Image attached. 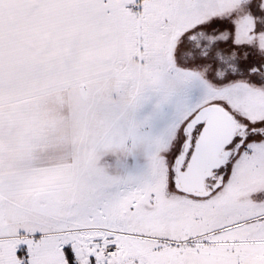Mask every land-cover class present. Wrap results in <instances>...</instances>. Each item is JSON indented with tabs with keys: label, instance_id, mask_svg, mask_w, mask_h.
Here are the masks:
<instances>
[{
	"label": "snow or ice",
	"instance_id": "snow-or-ice-1",
	"mask_svg": "<svg viewBox=\"0 0 264 264\" xmlns=\"http://www.w3.org/2000/svg\"><path fill=\"white\" fill-rule=\"evenodd\" d=\"M0 264H264V0H0Z\"/></svg>",
	"mask_w": 264,
	"mask_h": 264
}]
</instances>
